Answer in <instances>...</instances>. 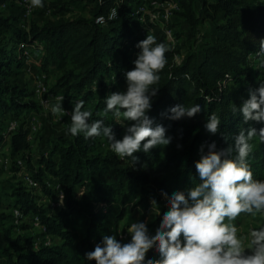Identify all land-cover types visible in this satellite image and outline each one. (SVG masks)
Returning a JSON list of instances; mask_svg holds the SVG:
<instances>
[{"label": "trees", "instance_id": "trees-1", "mask_svg": "<svg viewBox=\"0 0 264 264\" xmlns=\"http://www.w3.org/2000/svg\"><path fill=\"white\" fill-rule=\"evenodd\" d=\"M169 1L178 4L180 11L174 12L191 27H205L206 22H211L217 32L203 34L206 41L197 50L188 51L180 63L177 57L182 47L167 40L163 21L152 23L148 15L139 11L145 4L150 11L162 12L154 7ZM23 2L0 0V148L5 146L3 124L7 116L17 119L21 113L36 109L35 103L25 101V91L10 80L14 67L21 66L17 53L25 47L42 45L45 70L53 62L69 66L50 94L62 92L61 106L70 111L83 101L82 111L92 113L89 123L102 119L116 139H122L130 122L121 117L118 123L111 112L98 115L106 109V96L126 84L125 74L135 67L133 62L141 51L137 44L147 35L168 49L166 64L158 73L160 80L152 85L159 91L147 112L153 127L159 124L166 129V138H171L167 146H158L148 153L138 151L134 161V157L119 158L110 148L103 151L105 144H110L103 135L85 139L82 133L73 137L66 132L52 140L47 155L42 151L35 158L29 153V131L25 125L10 134V156L25 161L24 174L55 203L59 202L55 189L59 185L63 199L61 206L51 209L39 205L35 191L18 177L0 180V219L11 221L0 241V264H96L87 260L85 254L102 244L104 236L113 235L122 221L125 229L137 218L143 222L151 214L155 219L159 213L157 220L162 221L168 205L162 193L169 197L177 192L187 195L200 182L195 163L208 153L213 142L217 151L232 147L228 158L235 159V136L249 127L257 131L264 127V123L255 121L245 123L242 114L234 111L248 99L250 88H258L264 82V72L253 71L252 66L259 41L264 39V1L199 0L197 17L193 6L196 0H43L42 8L52 12L56 20L42 25L31 22L27 28L20 26L25 11ZM5 5L8 9L2 10ZM18 5L22 7L13 12ZM75 5H81L84 14L66 18ZM112 9L117 17L108 20ZM103 17L105 24L98 22ZM178 104H199L201 111L192 118L170 119L168 110ZM212 114L220 120L216 134L205 128ZM250 143L253 147L247 163L253 178L264 180V143L258 136ZM22 169L16 167L13 172L17 176ZM152 200L157 206L152 205ZM13 209L26 218L18 227L21 231L32 230L28 222L38 217L46 230L42 238L15 236ZM240 216L231 222L236 227ZM46 237L51 239L50 246L44 245ZM38 239L41 242L35 249ZM146 259L155 261L160 257L153 248Z\"/></svg>", "mask_w": 264, "mask_h": 264}, {"label": "clouds", "instance_id": "clouds-1", "mask_svg": "<svg viewBox=\"0 0 264 264\" xmlns=\"http://www.w3.org/2000/svg\"><path fill=\"white\" fill-rule=\"evenodd\" d=\"M30 8H42L43 0H29ZM141 50L135 67L126 72V91L112 92L106 96V109L98 115L111 112L117 119L123 117L130 122L122 139H116L112 128L104 126L102 119L92 123L91 111H82L83 101L75 104L71 113L60 103L52 106L54 114L70 115L71 124L67 132L75 137L83 134L85 139L103 135L110 142L111 151L119 158L136 157L134 153L143 150L148 153L158 146H167L171 138H166L162 125L153 127V120L147 115L152 107V98L159 91L153 88L159 82V72L166 64L167 48L157 43L152 35L140 41ZM256 56L264 67V39L259 41ZM62 99V98H61ZM242 114L245 123H264V82L259 87L248 90V99L234 111ZM170 119L192 118L201 111L196 104L191 107L178 104L169 110ZM123 126V124H121ZM220 120L212 114L206 124L211 134L219 131ZM258 136L264 143V127L257 131L254 127L241 130L234 138L235 159L228 158L232 147L216 150L213 142L206 155L195 163L200 182L187 195L173 193L168 200V211L154 235H150L144 222H134L127 231L130 242L121 243L114 235L103 237L93 251L85 254L96 264H264V226L250 230L248 237L238 235V228L231 223L242 213L255 216L264 213V180H256L247 163L252 151L250 141ZM157 206L155 200L151 201ZM227 221V222H226ZM247 239V243L245 240ZM160 259H146L151 249Z\"/></svg>", "mask_w": 264, "mask_h": 264}, {"label": "rangeland", "instance_id": "rangeland-1", "mask_svg": "<svg viewBox=\"0 0 264 264\" xmlns=\"http://www.w3.org/2000/svg\"><path fill=\"white\" fill-rule=\"evenodd\" d=\"M49 3L57 2L58 0H46ZM72 0H60V2L70 3ZM264 1V0H262ZM199 0H196L194 3V8L197 14L199 13ZM23 9H25L24 14L22 15L21 27L27 28V24L31 22H36L38 24H44L50 20H56V17L52 15V12H47L44 8H30L29 0H24L21 4ZM21 5L16 6L13 12H16V9L22 7ZM178 5V4H177ZM6 8V5L2 7ZM71 10V13L66 14V18H76L84 14L81 5H75ZM162 10V13L165 11L169 12V21L168 24H165L164 21L163 29L167 28V40L173 42V44L179 45L182 47L181 55L177 58V62L180 63L185 57L188 51H195L201 46L206 40L202 38V35L212 31V35L217 34L213 28L211 22H206V26H197V28L191 27L184 17L176 15L174 11H180L178 6L174 9L172 7L166 6H155L154 10ZM153 11H151L152 13ZM174 12V13H173ZM161 15V13H160ZM199 17V14L197 15ZM161 21V20H159ZM27 22V23H26ZM158 22V21H156ZM208 29V30H207ZM197 42V43H196ZM196 43V45H194ZM194 45V46H193ZM23 45L19 46V49H22ZM42 45H34V47H25L23 52L17 53V59H20L21 66H15L14 72L11 75V83L13 85L20 86V89L25 91L26 98L25 101H31L35 103L36 109L30 112H23L19 118H14L11 115L7 116V120L3 124V132L5 135V146L0 148V180H5L8 178L18 177V179L23 180L24 171H25V161L21 157L12 159L10 156L9 141L10 134L6 130V125H9L11 122H16L17 129L22 125H25V129L29 131L28 140L30 145L29 153L35 158L42 152L45 151L47 155V148L51 144L52 140L59 134H66L67 129L69 128L71 121L70 115L54 114L52 112V106L57 104L56 97L62 92H59L57 95L50 94L51 90L56 85L58 79L62 76L63 72L69 68L65 63L53 62L45 70L42 65ZM253 71H263L264 67L260 66V58L253 56L252 58ZM127 83L120 87L117 91H126ZM50 101L49 103H47ZM66 112L71 113L69 109L62 107ZM5 128V129H4ZM110 144H105L103 151H107ZM19 162L22 163V170L17 174L13 172L16 170V167H19ZM36 163V160L34 161ZM22 174V175H21ZM32 190L35 191V195L38 197L39 205H45L49 208H53L55 201L48 199L45 195L37 189L36 184L32 187ZM165 199V198H164ZM43 205V206H44ZM168 211V205L166 206ZM2 213H8L3 211ZM156 213V212H155ZM5 215V214H4ZM154 214L149 215L143 221L148 227L150 235H154L157 228L159 227L161 221L157 219L160 216L159 213L155 214L157 218H153ZM28 221V220H27ZM10 220H1L0 219V241H3L4 232L11 226ZM136 222H139V218L136 219ZM31 224V222H28ZM125 221H122L119 224L118 230L113 234L116 236L117 240L121 243L130 242L131 236L128 233L127 229L124 228ZM32 225V224H31ZM33 226V225H32ZM264 226V213H257L255 216L251 214H242L240 216V222L237 226L238 235L241 237L249 238L248 234L252 229H259ZM110 228L113 229V221H110ZM14 234L16 235H33L41 236V231L39 228L34 227L30 231H21L19 228H15ZM41 240V239H40ZM41 242V241H40ZM39 242V243H40ZM247 243V239L245 240ZM150 251V250H149ZM148 254V253H147ZM146 254V255H147Z\"/></svg>", "mask_w": 264, "mask_h": 264}, {"label": "built area", "instance_id": "built-area-1", "mask_svg": "<svg viewBox=\"0 0 264 264\" xmlns=\"http://www.w3.org/2000/svg\"><path fill=\"white\" fill-rule=\"evenodd\" d=\"M170 6L172 7V9L176 8L178 5L176 2L174 1H169V2H166L165 4H162V5H157V6ZM139 11L144 14V15H148L150 17V21L153 23V22H156V21H164L165 24H168V21H169V12L168 11H165V13H162V12H152L150 10H148L146 8V5L143 4L140 8H139ZM161 13V15H160ZM117 17V14H116V10L115 9H112V11L110 12L109 14V17H108V20H114L116 19ZM106 18H100L98 20L99 23H102V24H105L106 23ZM167 30V28H166ZM165 30L166 34H167V31ZM173 43V42H172ZM178 58V57H177ZM219 84H225L224 82H219ZM62 98V99H61ZM56 102L57 103H64V95L60 94L56 97ZM50 101H48L47 103H49ZM17 129V125H16V122H11L9 124V127H8V131H9V134H11L12 132L16 131ZM19 167H22V163L19 162ZM22 175V174H21ZM24 175V178H23V181L25 182L26 186L28 188H32L35 183L34 181L32 180V178H30L29 176ZM55 189L59 192V202L58 203H54L52 206L53 208L52 209H55L59 206L62 205V199H63V196L61 195V188L59 185H56L55 186ZM12 213H13V216H14V225L18 228L23 222H25L26 218L24 215L21 214L20 211L16 210V209H13L12 210ZM31 224L34 226V227H37L40 229L41 233H45L46 230L43 226H41L40 222H39V219L38 217H34L31 221ZM16 228V229H17ZM39 242H40V239L37 240V242L34 244V248L37 249L39 247ZM52 244L51 242V239L49 237H46V240L44 242V245L45 246H50Z\"/></svg>", "mask_w": 264, "mask_h": 264}]
</instances>
